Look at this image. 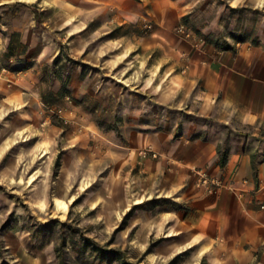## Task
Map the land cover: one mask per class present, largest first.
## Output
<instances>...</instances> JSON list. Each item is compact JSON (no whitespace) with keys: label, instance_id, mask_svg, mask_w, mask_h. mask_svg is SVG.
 Wrapping results in <instances>:
<instances>
[{"label":"crops","instance_id":"0c3cea01","mask_svg":"<svg viewBox=\"0 0 264 264\" xmlns=\"http://www.w3.org/2000/svg\"><path fill=\"white\" fill-rule=\"evenodd\" d=\"M68 2H61L62 17L90 19L67 20L59 40L103 69L77 73L82 104L76 123L93 131H99L94 123L122 128V135L108 134L114 158L109 177L114 191L126 195L113 204L114 218L151 198L168 199L174 208L157 215L155 228V220L141 221L142 232L161 238L167 254L189 251L196 264H264V0L252 4L263 17L252 25L258 40L229 48L175 33L183 17L196 12L198 4L190 9L188 0H74L72 8ZM15 30L32 61L56 56L51 26L20 24ZM7 46L0 37V61ZM5 78L16 80L0 73V112L42 111L38 94L30 103L32 90L8 88ZM22 82L31 85L25 77ZM149 146L156 160L142 156ZM67 156L76 160L78 173L85 167L80 153ZM131 181L138 182V203L130 201ZM81 183L71 180L72 190H83ZM4 252L0 264H48L19 232L4 237Z\"/></svg>","mask_w":264,"mask_h":264},{"label":"rangeland","instance_id":"374dc122","mask_svg":"<svg viewBox=\"0 0 264 264\" xmlns=\"http://www.w3.org/2000/svg\"><path fill=\"white\" fill-rule=\"evenodd\" d=\"M61 2L66 0H10L0 4V37L8 40L0 73L18 81L5 78L8 88L16 84L22 93L31 89L30 103L38 94L42 106L40 113L34 109L30 113L0 112V260L7 257L4 237L19 232L30 237L37 255L48 264H196L189 251L169 255L161 238L142 232V219L155 220L151 226L155 228L157 215L174 208L172 201L154 197L114 218L113 204L126 201V195L124 189L114 191L116 186L109 177L114 158L109 154L108 134L114 131L122 135V128L119 123H94L99 131H93L76 123V110L82 104L75 93L77 73L90 75L103 69L83 62L59 40V27L67 20L72 25L90 19L62 17L60 9L66 3ZM73 2L69 0V8L75 6ZM188 2L190 9L198 6L180 24L188 28L190 37L178 31L180 25L175 30L184 39L202 37L226 48L258 40L252 25L263 17L255 14L258 9L253 7V0ZM30 23L40 29L53 28L58 49L48 62L37 64L27 57L29 46L15 29ZM105 67L108 69L107 64ZM23 77L30 80V86L22 82ZM89 116L92 119L94 114L90 111ZM104 116L108 118V113ZM39 118L41 121L34 123ZM149 151L156 152L149 146L142 156L156 160L158 157ZM77 152L85 165L80 175L74 167L76 160L67 156ZM64 164L69 166L66 173L62 172ZM77 178L83 182L77 188L83 190H72L70 181ZM127 187L130 201L138 203L134 191L138 182L131 181ZM57 199L68 202L67 211L58 208Z\"/></svg>","mask_w":264,"mask_h":264},{"label":"built area","instance_id":"2783aa9c","mask_svg":"<svg viewBox=\"0 0 264 264\" xmlns=\"http://www.w3.org/2000/svg\"><path fill=\"white\" fill-rule=\"evenodd\" d=\"M178 31L184 36V37H190L191 33L188 31V28L182 24L178 27ZM61 112V111H59ZM152 153V156L154 158H157L158 157V154L156 152H153V151H149ZM145 154H147V152H145Z\"/></svg>","mask_w":264,"mask_h":264},{"label":"bare ground","instance_id":"6f19581e","mask_svg":"<svg viewBox=\"0 0 264 264\" xmlns=\"http://www.w3.org/2000/svg\"><path fill=\"white\" fill-rule=\"evenodd\" d=\"M72 200H73V198L70 199V201H72ZM56 204H57V206H58V208H59L60 210H62V211H67V209H68V202H64V201L61 200V199H57V200H56Z\"/></svg>","mask_w":264,"mask_h":264}]
</instances>
